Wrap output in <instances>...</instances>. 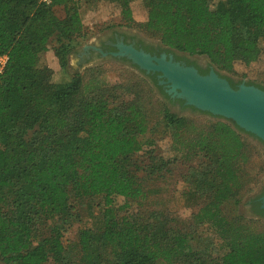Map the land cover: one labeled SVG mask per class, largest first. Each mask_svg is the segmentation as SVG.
<instances>
[{"label": "trees", "instance_id": "obj_1", "mask_svg": "<svg viewBox=\"0 0 264 264\" xmlns=\"http://www.w3.org/2000/svg\"><path fill=\"white\" fill-rule=\"evenodd\" d=\"M106 1L134 21L135 0ZM143 1V27L166 46L205 54L224 70L263 52L264 0H221L215 7L212 0ZM82 2L0 0V56H9L0 77V261L55 264L58 254L60 264H264V222L223 208L239 203L254 180L244 130L221 119L198 124L162 104L176 152L166 159L148 136L154 129L138 93L129 97L123 85L106 84L97 67L88 79L75 73L54 82L53 71L40 66L52 40L64 58L75 48L84 33ZM144 155L149 164H142ZM179 159L189 164L183 197L199 206L193 223L182 225L162 209L118 216L115 196L140 208L149 198L139 171L159 177ZM97 196L101 216L65 244L66 231L80 219L73 201ZM257 214L264 218V209ZM203 225L224 252L214 255L209 242L200 244Z\"/></svg>", "mask_w": 264, "mask_h": 264}, {"label": "rangeland", "instance_id": "obj_2", "mask_svg": "<svg viewBox=\"0 0 264 264\" xmlns=\"http://www.w3.org/2000/svg\"><path fill=\"white\" fill-rule=\"evenodd\" d=\"M219 1L221 0H212V7H215ZM131 7L134 21L127 22L122 18L121 8L118 4L106 0H83L81 11L84 22V33L77 38L75 48L64 58V55L56 48V41L52 40L48 49L41 53L39 64L40 66H47L53 71L52 80L54 82L66 81L75 73L84 74L85 78L88 79L93 73H87V71L97 67L100 68L99 76L106 84L123 85L129 89V97L137 96L136 94L138 93L140 99L144 102V106L147 108L150 126L154 129L150 132L154 135L148 136L157 139L159 152L163 157L172 159L175 157L176 152L172 148L170 133L163 123V113L160 112L163 108L162 104L167 106L172 113L187 117L198 124H208L209 121L216 119L198 112L189 113L187 111H180L174 107L170 108L155 88L152 89L153 92L150 90V87L153 88V85L149 82L146 75L135 67L114 59H96L94 61L81 62L80 52L91 44L97 45L101 37L107 36L113 30H126L160 41L157 34L147 31L143 27V23L148 18V6L146 3L143 0H135L131 3ZM56 10L59 16L63 17L65 15L63 8L59 7ZM196 55L209 57L205 54ZM63 59L67 61L65 64L67 72L63 68ZM219 69L227 75L244 77L250 81H258L264 84V45L263 52L257 61L250 64L236 61L233 70ZM140 76L149 82L150 87L140 81ZM247 137L251 147V157L247 164V169L254 176L253 183L242 195L239 203L228 202L223 208L228 214L238 213L248 219L260 220L261 224L264 222V218L250 213L248 204L253 197L259 195L264 190V142L254 136L247 135ZM142 159V164L146 165L150 163L147 155H144L140 160ZM188 167V163L179 159L171 166L170 171L164 172L159 177H149L146 175L147 172L145 170L139 171V174L144 179L145 188L151 190L149 198L144 203V206L140 208L134 203L130 206L127 205L126 199L123 196H115L114 205L118 216L129 215L137 210L147 212L151 209H162L178 221H184L185 223L181 222L182 225L193 223L192 215L198 211L199 206H189L182 194L185 188L183 176L187 172ZM73 203L80 214V219L75 221L66 231L64 235L65 244L76 242L80 228L91 227L94 221L101 216V212L104 209L103 198L100 196L92 198L84 197L73 201ZM208 230L206 225L200 226L199 234H201V240L199 242L201 245L202 243L205 245L209 242L208 246L210 250L214 255H219V253L224 252L220 248L218 249L220 239L216 234ZM53 262L60 264L58 254L54 256ZM0 264L3 263L0 261Z\"/></svg>", "mask_w": 264, "mask_h": 264}, {"label": "water", "instance_id": "obj_3", "mask_svg": "<svg viewBox=\"0 0 264 264\" xmlns=\"http://www.w3.org/2000/svg\"><path fill=\"white\" fill-rule=\"evenodd\" d=\"M116 55H127L140 69L161 71L167 80L168 92L186 99L188 104L232 119L237 125L264 142V90L254 85L241 84L238 89L230 86L227 79L214 70L201 75L197 69L178 62L152 56L132 45L120 44ZM264 208V195L261 197Z\"/></svg>", "mask_w": 264, "mask_h": 264}, {"label": "flooded vegetation", "instance_id": "obj_4", "mask_svg": "<svg viewBox=\"0 0 264 264\" xmlns=\"http://www.w3.org/2000/svg\"><path fill=\"white\" fill-rule=\"evenodd\" d=\"M120 44L132 45L138 50H143L152 56L161 57L163 54L166 55L167 59L172 58L173 61L180 63L184 66H190L197 69L198 73L201 75H209L211 71H215L221 77H224L229 82L230 86L234 89H238L239 86L243 83L247 85H254L264 90V84L258 81H250L244 77L239 76H230L225 74L222 70L217 68L215 64L209 57H203L202 55L190 54L188 52L179 51L175 48L164 45L161 41L154 40L151 38L144 37L134 32L122 31V30H113L107 36L101 37L99 43L91 44L88 47L84 48L80 52L81 62L94 61L96 59H114L125 63L132 67L137 68L139 71L143 72L146 77L151 81L152 85L156 91L165 99L167 105L170 108H176L180 111H187L189 113H200L208 115L214 119H221L227 121L233 125L237 130L241 131L245 135H255L252 132H248L239 125L236 124L232 119L226 118L221 115L213 114L210 111L202 110L195 105L188 104L185 98L179 96H173L168 92L169 86L167 83H162V81L167 80L162 76L161 71H146L140 69L139 66L127 56V55H116L120 52ZM156 80V81H155ZM257 137V136H256ZM258 138V137H257ZM261 140V139H260ZM264 195V190L259 195L253 197L249 202V211L254 215H258L257 211L264 209L262 207L261 197Z\"/></svg>", "mask_w": 264, "mask_h": 264}, {"label": "built area", "instance_id": "obj_5", "mask_svg": "<svg viewBox=\"0 0 264 264\" xmlns=\"http://www.w3.org/2000/svg\"><path fill=\"white\" fill-rule=\"evenodd\" d=\"M38 1L41 3H45V4H50V3H52L53 0H38ZM8 59H9L8 54H4V55L0 56V77L5 70Z\"/></svg>", "mask_w": 264, "mask_h": 264}]
</instances>
